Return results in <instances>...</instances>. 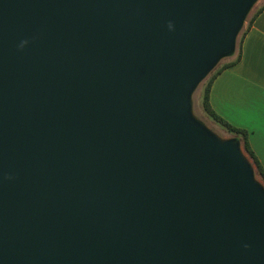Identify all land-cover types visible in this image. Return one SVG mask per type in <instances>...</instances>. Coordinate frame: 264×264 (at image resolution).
Masks as SVG:
<instances>
[{
  "label": "water",
  "instance_id": "1",
  "mask_svg": "<svg viewBox=\"0 0 264 264\" xmlns=\"http://www.w3.org/2000/svg\"><path fill=\"white\" fill-rule=\"evenodd\" d=\"M254 0H0V264H264V190L190 114Z\"/></svg>",
  "mask_w": 264,
  "mask_h": 264
},
{
  "label": "crops",
  "instance_id": "2",
  "mask_svg": "<svg viewBox=\"0 0 264 264\" xmlns=\"http://www.w3.org/2000/svg\"><path fill=\"white\" fill-rule=\"evenodd\" d=\"M241 58L214 79L210 104L232 125L245 129L252 149L264 167V10L254 19L242 42ZM239 48L225 56L236 60Z\"/></svg>",
  "mask_w": 264,
  "mask_h": 264
},
{
  "label": "rangeland",
  "instance_id": "3",
  "mask_svg": "<svg viewBox=\"0 0 264 264\" xmlns=\"http://www.w3.org/2000/svg\"><path fill=\"white\" fill-rule=\"evenodd\" d=\"M264 3V0H254L251 7L249 8L248 12L246 13L241 27L236 35V46H238V42L243 30L246 28L249 19L251 18L252 14ZM226 60L224 57L219 59L215 65L206 73V75L195 85L194 89L190 94V114L191 117L196 120L199 124L205 127L208 131H210L213 135L221 138V139H237L240 142V148L246 158L251 162L252 166L254 167V178L255 180L262 186L264 190V180L259 175L253 160L245 151L243 146V141L239 138L236 134L229 133L223 127L215 123L204 111L201 105V97L204 90V86L211 76V74L216 71Z\"/></svg>",
  "mask_w": 264,
  "mask_h": 264
},
{
  "label": "trees",
  "instance_id": "4",
  "mask_svg": "<svg viewBox=\"0 0 264 264\" xmlns=\"http://www.w3.org/2000/svg\"><path fill=\"white\" fill-rule=\"evenodd\" d=\"M264 10V3L257 8V10L252 14L251 18L248 21V24L246 26V28L243 30L239 42H238V48H239V53L238 56L236 58L235 61L233 62H227V63H223L216 71H214L211 76L209 77V79L207 80L205 86H204V90L202 93V97H201V105L203 108V111L218 125H220L221 127H223L226 131H228L229 133H233L236 134L239 138L242 139L243 141V146L245 151L248 153V155L251 157V159L253 160V163L256 166V169L259 173V175L261 176V178L264 180V167L263 165L260 163L257 155L255 154L254 150L252 149L250 142H249V138H248V132L245 129L236 127L234 125H232L231 123H229L228 121H226L224 118H222L219 114H217L214 109L212 108L211 104H210V90H211V85L214 81V79L216 78V76L225 68L231 66L233 63H235L236 61H238L241 58V54H242V42L243 39L246 35V32L248 31V29L250 28L251 24L253 23L254 19L259 15V13Z\"/></svg>",
  "mask_w": 264,
  "mask_h": 264
}]
</instances>
